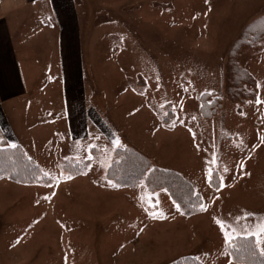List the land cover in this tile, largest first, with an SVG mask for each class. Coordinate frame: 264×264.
Wrapping results in <instances>:
<instances>
[{
	"label": "rangeland",
	"instance_id": "rangeland-1",
	"mask_svg": "<svg viewBox=\"0 0 264 264\" xmlns=\"http://www.w3.org/2000/svg\"><path fill=\"white\" fill-rule=\"evenodd\" d=\"M86 1L88 100L108 129L97 119L78 143L76 179L65 159L47 184L0 182V264H242L227 244L247 236L264 252V0ZM123 146L185 177L201 211L145 180L114 185Z\"/></svg>",
	"mask_w": 264,
	"mask_h": 264
},
{
	"label": "crops",
	"instance_id": "crops-1",
	"mask_svg": "<svg viewBox=\"0 0 264 264\" xmlns=\"http://www.w3.org/2000/svg\"><path fill=\"white\" fill-rule=\"evenodd\" d=\"M87 8L86 0H0V143L21 146L41 167L75 157L102 119L88 100ZM11 182L14 192L25 185Z\"/></svg>",
	"mask_w": 264,
	"mask_h": 264
},
{
	"label": "trees",
	"instance_id": "trees-1",
	"mask_svg": "<svg viewBox=\"0 0 264 264\" xmlns=\"http://www.w3.org/2000/svg\"><path fill=\"white\" fill-rule=\"evenodd\" d=\"M247 34L248 32L244 30L240 39L229 52L228 89L234 90L233 94L235 90L241 89L242 79H246L244 71L235 65L234 55L239 42L246 37L248 40L249 34ZM233 94L231 96L235 97ZM85 167L86 165L82 166L66 160L62 165V170L65 172V177L69 178L81 173ZM106 175L118 187H133L138 182L145 180L154 189L165 188L185 215L201 211V198L195 193L191 183L185 177L173 170H163L152 166L144 155L131 147L123 146L114 149ZM2 178L27 185L46 184L52 181V178L39 164L26 156L21 146L0 143V179ZM227 248L232 259L236 262L264 264V252L258 249L256 240L252 236L236 237L228 242ZM182 263L183 260L179 259L173 264ZM193 263L197 264L195 260Z\"/></svg>",
	"mask_w": 264,
	"mask_h": 264
},
{
	"label": "snow or ice",
	"instance_id": "snow-or-ice-1",
	"mask_svg": "<svg viewBox=\"0 0 264 264\" xmlns=\"http://www.w3.org/2000/svg\"><path fill=\"white\" fill-rule=\"evenodd\" d=\"M259 234L261 235L262 237V242H264V226H262L260 229H259ZM228 237H226L227 239Z\"/></svg>",
	"mask_w": 264,
	"mask_h": 264
}]
</instances>
